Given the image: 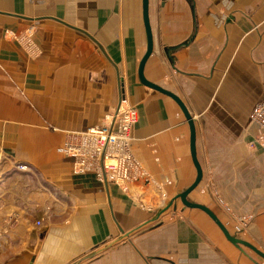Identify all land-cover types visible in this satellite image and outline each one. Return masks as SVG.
Returning a JSON list of instances; mask_svg holds the SVG:
<instances>
[{
    "label": "crops",
    "instance_id": "1",
    "mask_svg": "<svg viewBox=\"0 0 264 264\" xmlns=\"http://www.w3.org/2000/svg\"><path fill=\"white\" fill-rule=\"evenodd\" d=\"M148 15L144 77L195 127L203 176L187 199L264 254V150L248 146L264 0H149ZM145 49L141 0H0V264H264L175 200L196 177L190 131L139 82ZM121 101L137 110L131 152L146 173L126 192L59 153Z\"/></svg>",
    "mask_w": 264,
    "mask_h": 264
},
{
    "label": "built area",
    "instance_id": "2",
    "mask_svg": "<svg viewBox=\"0 0 264 264\" xmlns=\"http://www.w3.org/2000/svg\"><path fill=\"white\" fill-rule=\"evenodd\" d=\"M137 121L136 108L121 101L100 126L75 135L59 149V153L73 159L74 172H92L99 181L126 192L129 186L146 177L131 152ZM249 121L259 129V134L248 142V146L264 149V100L252 109ZM20 169L26 168L20 166Z\"/></svg>",
    "mask_w": 264,
    "mask_h": 264
},
{
    "label": "water",
    "instance_id": "3",
    "mask_svg": "<svg viewBox=\"0 0 264 264\" xmlns=\"http://www.w3.org/2000/svg\"><path fill=\"white\" fill-rule=\"evenodd\" d=\"M141 6H142V20H143V25H144V30H145V38H146V49L145 52L139 62L138 65V70H137V75L139 82L146 88L153 89L154 91L167 96L171 100H173L179 109L182 112V115L184 116L188 126H189V131H190V143H189V148H190V155L191 159L193 162V165L196 169V177L195 180L192 182V184L186 188L180 195H177L175 200H179L180 203L189 209H196L201 212H203L221 231L225 239L232 244L234 247L242 250V248H247L251 250L254 254H256L258 257H260L262 260H264V254L260 252L257 248H255L253 245L237 238L234 235H231L228 230L223 226V224L219 221V219L214 215V213L207 207L189 202L188 201V196L199 186L201 180H202V170L201 167L197 161L196 158V149H195V142H196V133H195V127L194 123L192 120V117L190 116L187 108L181 101L179 97H177L175 94L168 92L166 90H163L159 86L155 85L152 82H149L145 77H144V67L146 62L148 61L149 57L152 54L153 50V38H152V32H151V27H150V22H149V15H148V7H149V0H141ZM172 204V203H171Z\"/></svg>",
    "mask_w": 264,
    "mask_h": 264
},
{
    "label": "rangeland",
    "instance_id": "4",
    "mask_svg": "<svg viewBox=\"0 0 264 264\" xmlns=\"http://www.w3.org/2000/svg\"><path fill=\"white\" fill-rule=\"evenodd\" d=\"M258 148V147H257ZM261 149V148H260ZM264 150V149H263Z\"/></svg>",
    "mask_w": 264,
    "mask_h": 264
}]
</instances>
